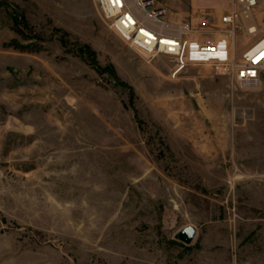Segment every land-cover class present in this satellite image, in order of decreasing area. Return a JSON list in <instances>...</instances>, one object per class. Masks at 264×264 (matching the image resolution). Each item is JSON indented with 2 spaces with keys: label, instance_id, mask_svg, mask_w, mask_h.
Wrapping results in <instances>:
<instances>
[{
  "label": "rangeland",
  "instance_id": "obj_1",
  "mask_svg": "<svg viewBox=\"0 0 264 264\" xmlns=\"http://www.w3.org/2000/svg\"><path fill=\"white\" fill-rule=\"evenodd\" d=\"M156 1L182 22L230 0ZM185 63L92 0H0V264H264V75Z\"/></svg>",
  "mask_w": 264,
  "mask_h": 264
},
{
  "label": "built area",
  "instance_id": "obj_2",
  "mask_svg": "<svg viewBox=\"0 0 264 264\" xmlns=\"http://www.w3.org/2000/svg\"><path fill=\"white\" fill-rule=\"evenodd\" d=\"M92 1L108 27L130 48L149 59L166 57L179 64L185 61V65L209 64L241 88L256 89L262 84L264 27L257 37L258 0L209 2L206 6L197 3V7L193 5L192 19L182 22L171 21L167 8L156 0ZM194 18L199 21L197 26ZM205 23L213 35L209 43L199 37L201 32L206 33ZM241 33L257 39L238 57L235 45Z\"/></svg>",
  "mask_w": 264,
  "mask_h": 264
},
{
  "label": "water",
  "instance_id": "obj_3",
  "mask_svg": "<svg viewBox=\"0 0 264 264\" xmlns=\"http://www.w3.org/2000/svg\"><path fill=\"white\" fill-rule=\"evenodd\" d=\"M195 235V229L193 227H187L178 233L176 239L185 245H190L193 242Z\"/></svg>",
  "mask_w": 264,
  "mask_h": 264
}]
</instances>
